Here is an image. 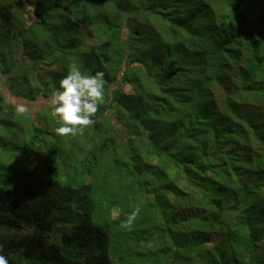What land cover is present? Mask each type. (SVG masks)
Instances as JSON below:
<instances>
[{
    "label": "trees",
    "instance_id": "trees-1",
    "mask_svg": "<svg viewBox=\"0 0 264 264\" xmlns=\"http://www.w3.org/2000/svg\"><path fill=\"white\" fill-rule=\"evenodd\" d=\"M107 1L0 0V75L30 60L27 86L0 85V124L33 106L29 128L9 122L20 151H5L10 164L0 157V227L18 234L0 254L8 264L14 254L26 264H264V0H194L178 19V5L154 8L175 21L162 43L172 55L142 59L121 13H108L104 33L94 27ZM27 4L18 30L12 11ZM81 37L94 43L84 52ZM82 57L109 79L104 100L83 135L61 137L50 99L65 76L53 69ZM57 230L62 243L49 241Z\"/></svg>",
    "mask_w": 264,
    "mask_h": 264
},
{
    "label": "rangeland",
    "instance_id": "rangeland-1",
    "mask_svg": "<svg viewBox=\"0 0 264 264\" xmlns=\"http://www.w3.org/2000/svg\"><path fill=\"white\" fill-rule=\"evenodd\" d=\"M209 3H212L214 1H208L205 0ZM20 2V1H19ZM195 3L194 0H108L102 7H100L101 9H99L100 13H104L107 14V16L103 19V21H101V19H97L98 23L94 26L96 27L97 31H102L103 32V27L107 28L109 27L113 22H115V18L112 15H108V13L110 14H118L121 13L124 17V20L127 21V19H129L131 25L133 26V28L131 27L132 32L128 33L126 35V37H131V41L130 46H131V56H134V54H137V57L139 59H142L143 57H145L147 54H159L161 57H166L169 55H172L171 50H169L167 48V46L162 45V43H166V42H171L173 43V39L174 36L171 34L170 29L171 27L175 26V21L171 18L174 19H178L180 17V15L183 14V12L185 10H190V4ZM22 4H24V2H22ZM154 5V7H153ZM178 5V6H177ZM177 6V7H176ZM176 7V8H175ZM148 8V10H147ZM154 8H156L158 11L161 12H169L171 10H173L175 8L173 12L174 15L170 18L169 21H164V20H159V19H154L153 17L155 16L154 13ZM12 23L15 26L16 29L19 28V26L17 24H21L22 21H27L29 18L31 17V5L27 4L24 9L22 10V8H18L15 6L14 11H12ZM28 18V19H27ZM84 29V28H83ZM19 30V29H18ZM85 30V29H84ZM96 30L94 31V39L97 41V43H99L101 41V39H103L104 37L99 33L96 32ZM104 33V32H103ZM162 38V41L159 39ZM93 39H88L85 37H81L80 41H79V45L80 48H82V52L86 51L85 49H87L89 46H92L94 43L92 41ZM11 52L13 53V56H19V52L21 51L18 50L17 46H11ZM142 49V53L139 51ZM174 49V48H173ZM4 51V49L2 50ZM19 58V57H18ZM28 62L30 61L29 59H27ZM28 62H19L17 66H15V68H19L22 66L23 64V68L18 71L17 73L14 72L15 76H12L11 73L8 74H4L3 76L0 75V85L1 87H5L8 85L12 86V85H25L27 86L26 81V76L24 75L25 69L27 67H30V63ZM6 63L5 59L2 57L0 59V67H3ZM79 69L81 70L82 74L84 75H95V63L94 62H85V58L82 57L80 59V61L77 62L76 64ZM26 66V67H25ZM11 67V66H10ZM67 68H65V66H63V69H53L55 71H53L54 74L56 75H63L66 76L68 73L64 70H66ZM112 72V71H111ZM110 72V74H111ZM11 75V78H10ZM50 78H53V76H51ZM32 80V78H30ZM109 79L104 80L105 83H108ZM48 80L47 78H45V81H41V82H34L33 84H48ZM111 83H113L111 81ZM110 83V84H111ZM46 85L44 86V88L46 87ZM26 92H29V87H26ZM2 93H4L2 91ZM105 96V94H104ZM47 100L42 101L41 105H46L48 104ZM30 104V103H29ZM49 105V104H48ZM47 107V105L45 106V108ZM49 107V106H48ZM100 108V106H99ZM18 107L17 109L14 110V113L19 115V118L22 120V122H24L25 124L22 125L23 128H29L30 124L29 122L25 119L26 116H28L29 113H31L33 106L32 107H25V111L23 113H21L20 111H18ZM98 116V114H96ZM25 116V117H24ZM24 117V118H22ZM115 117V116H114ZM8 119V124L9 122H15L18 123L20 121V119ZM117 121L116 117L115 119L112 120ZM104 126H108L111 122L110 121H102ZM5 126L4 124H0V134L2 132V137L5 139H1V148H0V157L1 159L6 163V164H10L9 160L6 159L7 155H6V150L7 149H12V153L16 150V152L18 153V151H20V149H15L16 145L13 143V141L11 139L6 140V137L9 136L10 133H14L16 132L15 129L10 126L8 127ZM3 130V131H2ZM25 131L17 130V133H22V135L24 136V138L27 139V136L29 135L28 129H25ZM6 141L8 143H6ZM23 148L25 154L27 153V149H26V145L25 143L20 146ZM80 152V154H84V147H81V150L78 151ZM121 154L125 155V149L123 151H121ZM13 155V154H12ZM34 157V156H31ZM0 159V162H2ZM12 161V160H11ZM3 163V162H2ZM58 166V170L61 173V168H62V163L61 161L58 162L57 164ZM64 175L61 174V178H63ZM146 207V206H145ZM145 207H142L140 210V215H143V212L145 211ZM72 217L67 216V218ZM57 229H62V225L61 223L58 225ZM72 229V228H71ZM70 229V230H71ZM10 233L5 227H0V240L4 241L7 238H15L16 236L18 237V234L16 235H10ZM14 233V232H13ZM12 233V234H13ZM23 233H25L23 231ZM61 232H59V230L51 233V235H49V241H53L56 242L57 239H59V235ZM63 234V233H62ZM63 236V235H62ZM61 237V235H60ZM59 243H62V237H61V241ZM0 246H1V242H0ZM21 254H14L13 256V261L15 262V264H26L25 259H21L20 258ZM20 258V261L18 260Z\"/></svg>",
    "mask_w": 264,
    "mask_h": 264
},
{
    "label": "clouds",
    "instance_id": "clouds-1",
    "mask_svg": "<svg viewBox=\"0 0 264 264\" xmlns=\"http://www.w3.org/2000/svg\"><path fill=\"white\" fill-rule=\"evenodd\" d=\"M104 76L103 71H97L95 75H84L78 66L70 67L68 74L60 80L59 88L53 91L50 99L52 116L60 125L55 129L57 135L61 137L83 135L86 128L95 124L94 117L99 110V104L104 100ZM18 111L23 113L25 109L21 107ZM139 213L140 208L137 207L122 221L121 226L132 231ZM0 264H8V260L2 254Z\"/></svg>",
    "mask_w": 264,
    "mask_h": 264
}]
</instances>
